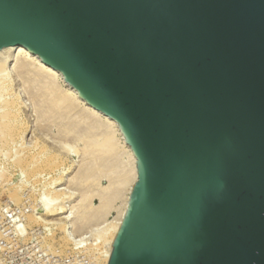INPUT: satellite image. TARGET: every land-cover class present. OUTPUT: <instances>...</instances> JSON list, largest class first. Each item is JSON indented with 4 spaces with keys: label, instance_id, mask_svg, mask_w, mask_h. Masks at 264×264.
Segmentation results:
<instances>
[{
    "label": "water",
    "instance_id": "obj_1",
    "mask_svg": "<svg viewBox=\"0 0 264 264\" xmlns=\"http://www.w3.org/2000/svg\"><path fill=\"white\" fill-rule=\"evenodd\" d=\"M136 160L108 264H264V0H0Z\"/></svg>",
    "mask_w": 264,
    "mask_h": 264
},
{
    "label": "bare ground",
    "instance_id": "obj_2",
    "mask_svg": "<svg viewBox=\"0 0 264 264\" xmlns=\"http://www.w3.org/2000/svg\"><path fill=\"white\" fill-rule=\"evenodd\" d=\"M13 61H15V65L11 66ZM12 72H17L19 77L21 76L24 79L23 84L26 86V93H24L25 95L29 93V99L35 108L34 110H36L35 112H37V114L39 113L37 117L40 116V120L44 119L47 120V122L58 119V121L63 123V129L60 128L62 129V135L67 136V138L72 136L70 139L77 137L78 141H82L84 144L82 148L83 153L80 152L82 153L81 155L84 156L82 158L84 162L81 163V166L79 165V167H81L79 169L80 171L76 174L77 177H74L70 183H72L73 186L76 184V186L83 188V190L85 187L87 188V186L89 189L86 193L82 192L84 194L80 203L77 206L75 205L72 211L70 209L67 210L66 205L69 202H73L71 200L73 195L67 196L65 192H62L64 190H58L57 192L59 193V197H64L62 203L56 204L54 202V204H49L51 201L48 203L43 200L44 202L42 204L45 216L53 218L59 217L56 219V222L48 223L62 230H67L70 225L72 227V225L75 226L78 225V223L83 224L91 220L93 222L97 216L103 213L105 214V212L107 214V211H110L108 209H111L110 206L113 201L115 202V199L119 197L123 198V206L119 210L116 221L110 223L108 227L105 225L107 227L105 232L102 235L100 234V237L98 234L97 236L99 238L96 237L99 241L98 244L103 245L105 248L104 252L100 253L101 264H108L113 251L112 243L126 215L133 187L138 181L137 160L130 146L127 144L125 137L121 133L118 124L103 113L88 106L87 103L79 97L77 91L65 82L60 72L45 66L38 56L31 54L23 46L8 47L0 50V93L2 94L0 97V137L4 139L5 144L3 146L9 147L13 144L14 147L16 138L23 136V127L26 125L21 115L23 104L20 102L19 96L12 95ZM9 96L11 98H9ZM23 102L25 103L24 100ZM54 122L56 121L54 120L53 123ZM42 124H44L43 120ZM44 126H46V124ZM60 129L58 130L61 132ZM79 131L82 132H80V135ZM73 141L74 140H72V142ZM119 150L122 151L121 155H119L120 153L118 154ZM66 151L64 154H66ZM123 153L126 155V162L123 161L124 163L122 164L120 161L121 163L117 164L116 161L124 156ZM16 156L12 163H15L25 173L32 177L41 174V169L43 168L55 169L61 166V161L63 160L61 155L58 153H51L46 146L39 144H36L30 150H23L21 148V155L17 158ZM118 157L120 159H118ZM120 165L124 166L121 167ZM70 168L71 167H69L68 170L65 169L62 175L57 179H53V183L50 184L58 185V182L63 179L65 174H69ZM117 168H122V171H119L121 176H116L118 172ZM1 176V178H4L3 175ZM101 176L109 177V185L104 188L97 185ZM113 176L116 178L119 177L120 179H116L117 181L114 179L113 181L112 178L110 180ZM121 192L123 193L122 196ZM110 195L112 197H110ZM93 199H98L100 201L97 207L92 205ZM48 200H50V198ZM69 211H71V213ZM68 213L70 214L67 215ZM104 216L101 215V217ZM97 249L100 250V246H97Z\"/></svg>",
    "mask_w": 264,
    "mask_h": 264
},
{
    "label": "rangeland",
    "instance_id": "obj_3",
    "mask_svg": "<svg viewBox=\"0 0 264 264\" xmlns=\"http://www.w3.org/2000/svg\"><path fill=\"white\" fill-rule=\"evenodd\" d=\"M14 65L15 61L12 62L11 66ZM21 78L17 72H12V95L19 96L20 102L23 104L21 115L22 120L26 124L23 127V136L16 138L14 147L13 144L9 147L3 146L5 142L0 137V264H101L100 253L104 252L105 248L103 245L98 244V238L100 234L102 235L105 232L110 223L116 221L124 200L121 197L115 199V202L112 200L111 209H108L110 211H107V214L105 212L106 215L104 213L101 214L106 217L97 216L93 222L91 220L83 224L78 223V225H72V227L69 224L70 226L68 225L67 230H62L55 225L49 224L50 222H56L59 217L45 216L42 204L44 201L53 202L49 204H54V202L56 204L62 203L64 197H59L57 192L58 190H64L62 192H65L67 196L73 195L71 199L73 202H69L66 205L67 210L70 209L72 211L75 205L77 206L80 203L84 194L82 192L86 193L89 189L87 186L84 191L83 188L76 186V184L73 186L70 183L74 177H77L76 174L79 173L81 168L79 165L81 166V163L84 162V159L82 160L84 156L81 155L84 144L82 141H78L76 136V138H71L74 140L72 142L70 139L72 136L67 138V136L62 135L63 123L58 121V119H54L56 121L54 122L55 124L53 123L54 120L47 122V120L42 119L44 122L42 124L41 117H37L39 113L35 112L36 110H34L35 108L29 99V93L25 95L26 86L23 84L24 79ZM1 96L2 94L0 93ZM9 98L11 97L9 96ZM45 124L46 126H44ZM36 144L44 145L51 153L61 155L64 160L61 161V166L55 169L43 168L41 169V174L32 177L15 163H12L16 155V158L21 155V148L30 150ZM121 150L118 151L119 155L122 153ZM8 151L11 153L9 154ZM65 151L66 154H64ZM125 156H122L121 159L118 157L120 160L116 159L117 164L126 162L127 158ZM69 167H71L69 174H65L63 179L58 182V185L50 184L53 183V179L59 178L63 171L65 169L68 170ZM121 169L117 168L116 176L120 175L119 171L121 172ZM1 175L4 178H1ZM114 176L110 180L112 178L113 181L114 179L115 181L120 179ZM100 178L97 184L99 187L104 188L109 185V177L101 176ZM110 197L112 196L110 195ZM49 198L50 200H48ZM99 203L98 199H93L92 201V205L95 207ZM71 211L69 212L71 213ZM46 222L49 223L47 224ZM98 234L99 237L97 236ZM97 246H100V250L97 249Z\"/></svg>",
    "mask_w": 264,
    "mask_h": 264
}]
</instances>
